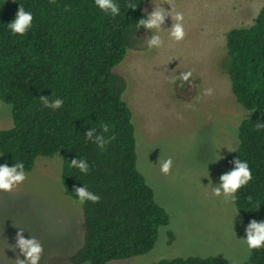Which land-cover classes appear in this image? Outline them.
<instances>
[{
	"label": "trees",
	"instance_id": "obj_1",
	"mask_svg": "<svg viewBox=\"0 0 264 264\" xmlns=\"http://www.w3.org/2000/svg\"><path fill=\"white\" fill-rule=\"evenodd\" d=\"M146 1L131 0L137 7L128 9L129 0H117L121 15L112 18L94 0H0V99L11 106L13 120L12 127L0 129V164L19 161L28 172L38 157L60 153L66 194L77 199L74 189L85 185L100 197L82 204L84 241L70 256L74 264L146 254L170 223L137 167L132 111L123 99L126 82L114 72L144 29L136 32L135 25L146 15ZM20 5L33 13L22 37L7 28ZM226 47L223 67L232 92L250 112L239 124L238 147L226 159L229 169L239 157L252 170V181L238 190L235 202L245 232L251 220H264V131L256 129L264 122V5L253 24L228 31ZM41 96L60 98L63 107L44 108ZM103 125L109 126V142L102 150L84 133ZM76 158L88 162L87 175L69 166ZM174 238L170 231L169 243ZM250 252L242 264H264V249ZM155 264L231 263L218 256H177Z\"/></svg>",
	"mask_w": 264,
	"mask_h": 264
},
{
	"label": "rangeland",
	"instance_id": "obj_2",
	"mask_svg": "<svg viewBox=\"0 0 264 264\" xmlns=\"http://www.w3.org/2000/svg\"><path fill=\"white\" fill-rule=\"evenodd\" d=\"M161 4L168 11L172 7L173 17L184 14L185 38L175 42L163 31V46L148 50L152 31L143 29L114 72L126 82L123 99L132 111L137 167L170 223L161 227L148 253L107 264H155L177 256H218L242 264L251 256L241 240L246 237L242 215L213 190L231 170L226 159L238 147L239 124L250 112L233 94L223 61L228 31L253 24L264 0H150L145 13ZM172 22L168 17L163 27ZM187 71L193 83L169 84ZM197 96L195 109L186 108ZM12 126V108L0 99V129ZM217 151L222 159L215 162ZM169 157L172 168L164 174L159 162ZM25 173V181L13 190L0 191V264L25 259L15 247L21 230L42 244L39 264H74L70 256L84 241L82 204L65 192L62 155L40 156Z\"/></svg>",
	"mask_w": 264,
	"mask_h": 264
},
{
	"label": "clouds",
	"instance_id": "obj_3",
	"mask_svg": "<svg viewBox=\"0 0 264 264\" xmlns=\"http://www.w3.org/2000/svg\"><path fill=\"white\" fill-rule=\"evenodd\" d=\"M162 5L163 4L159 7L154 5L153 10L137 20L135 25L136 32L141 27L147 32L152 31L150 39L147 40L148 50L154 48L158 49L163 46L164 41L160 35L163 31H167L169 38L175 42L182 41L186 35L183 23L184 14L182 12H176L173 17L172 7L171 11H168ZM94 6L105 16L115 18L121 15V7L117 3V0H94ZM127 7L128 9H136L137 6L129 0ZM168 17H171L173 22L170 28L165 29L163 25ZM32 23L33 13L29 10H25V8L20 5L15 18L10 23H7V28L11 35L22 37L30 30ZM192 76L193 73L191 71L179 72L176 76L169 79V84L177 85L179 87H183L186 83L190 85L194 80L191 79ZM210 93L211 90L209 89L208 94ZM200 99V96L195 97L194 103L186 104L185 107L195 109L196 103H198ZM39 100L44 108L53 111L61 109L64 104V101L60 98L51 99L50 97L41 96ZM256 129L257 131H264V122H258L256 124ZM108 132L109 126L103 125L100 131H97V128L95 127H91V129L84 133V135L86 141L96 144L103 150L109 142V138L105 135ZM217 156L218 158L215 162L222 159V157L218 155V151ZM159 163L161 172L168 174L172 168V159L169 157ZM232 163V169L220 176V181L214 187L213 191L215 196L223 197L226 202L235 204L238 190L252 181L253 174L247 160H242L237 157ZM69 166L78 170L83 175H87L90 171L88 162L83 158L72 159ZM26 178L25 167L22 162L17 161L13 163L11 167L8 166L7 163L0 164V191H11L25 181ZM74 194L78 202L81 204L89 201L96 203L100 199L98 195L90 191L85 185L75 188ZM258 207L260 206L258 205ZM238 213L239 211L237 214ZM245 232L246 237L241 240L246 244L249 251L264 249V220H251L246 226ZM15 247L18 248L20 253L25 257L23 260L17 257L18 264H39L43 252V246L35 237L31 236V238H25L23 231L21 230L16 235Z\"/></svg>",
	"mask_w": 264,
	"mask_h": 264
}]
</instances>
